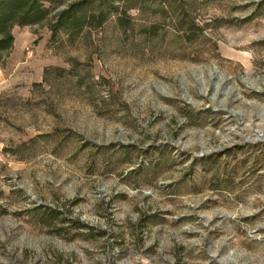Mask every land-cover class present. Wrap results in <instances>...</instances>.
Listing matches in <instances>:
<instances>
[{
    "label": "rangeland",
    "instance_id": "rangeland-1",
    "mask_svg": "<svg viewBox=\"0 0 264 264\" xmlns=\"http://www.w3.org/2000/svg\"><path fill=\"white\" fill-rule=\"evenodd\" d=\"M45 7L0 60V264H264V0Z\"/></svg>",
    "mask_w": 264,
    "mask_h": 264
},
{
    "label": "trees",
    "instance_id": "trees-1",
    "mask_svg": "<svg viewBox=\"0 0 264 264\" xmlns=\"http://www.w3.org/2000/svg\"><path fill=\"white\" fill-rule=\"evenodd\" d=\"M52 0H0V60L2 54L13 45V37L10 29L15 22L23 25L37 24L43 21L48 15L45 3ZM82 3L74 5L67 11H63L58 20L59 25H67L75 28L83 26L88 21L87 17H77L76 8H80ZM94 21L95 15L91 16ZM99 25L105 22V16L97 17Z\"/></svg>",
    "mask_w": 264,
    "mask_h": 264
}]
</instances>
